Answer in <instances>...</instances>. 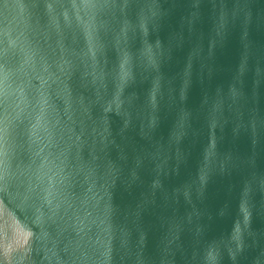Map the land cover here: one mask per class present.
<instances>
[{"label": "water", "instance_id": "95a60500", "mask_svg": "<svg viewBox=\"0 0 264 264\" xmlns=\"http://www.w3.org/2000/svg\"><path fill=\"white\" fill-rule=\"evenodd\" d=\"M0 264H264V0H0Z\"/></svg>", "mask_w": 264, "mask_h": 264}]
</instances>
